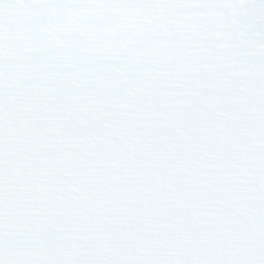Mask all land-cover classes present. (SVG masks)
<instances>
[{
  "label": "snow or ice",
  "instance_id": "snow-or-ice-1",
  "mask_svg": "<svg viewBox=\"0 0 264 264\" xmlns=\"http://www.w3.org/2000/svg\"><path fill=\"white\" fill-rule=\"evenodd\" d=\"M0 264H264V0H0Z\"/></svg>",
  "mask_w": 264,
  "mask_h": 264
}]
</instances>
